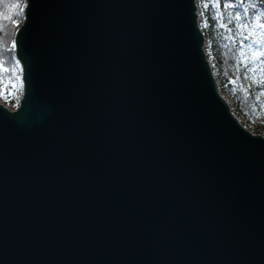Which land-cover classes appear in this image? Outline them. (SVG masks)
<instances>
[{
    "label": "water",
    "instance_id": "obj_1",
    "mask_svg": "<svg viewBox=\"0 0 264 264\" xmlns=\"http://www.w3.org/2000/svg\"><path fill=\"white\" fill-rule=\"evenodd\" d=\"M205 44L198 0H26L0 264H264V136Z\"/></svg>",
    "mask_w": 264,
    "mask_h": 264
},
{
    "label": "trees",
    "instance_id": "obj_2",
    "mask_svg": "<svg viewBox=\"0 0 264 264\" xmlns=\"http://www.w3.org/2000/svg\"><path fill=\"white\" fill-rule=\"evenodd\" d=\"M253 2L257 0H243L242 4L240 0H198V6L208 25L203 30L206 40L212 42L213 73L221 90L232 97L238 112L254 127L253 132L264 135V56H254L264 51V29L250 32L248 28L238 27L245 22L254 25ZM17 3L19 8H13ZM205 3L208 8L204 7ZM225 3L234 6L223 7ZM25 4L26 0H0V102L12 110L20 105L24 94L16 41ZM245 8H249L247 14ZM237 13L242 18L240 21L236 19Z\"/></svg>",
    "mask_w": 264,
    "mask_h": 264
},
{
    "label": "snow or ice",
    "instance_id": "obj_3",
    "mask_svg": "<svg viewBox=\"0 0 264 264\" xmlns=\"http://www.w3.org/2000/svg\"><path fill=\"white\" fill-rule=\"evenodd\" d=\"M240 3L242 4L243 0H240ZM233 6L234 5L229 4V3H225L223 5V7H233ZM12 7L13 8H19V3L12 5ZM204 7L208 8L209 7L208 3H205ZM251 8L255 12V15L253 17L254 22H255L254 25L252 23L245 22V23H242V24H238V27L248 28V30L250 32H254L255 29H257V28L264 29V23H261V20L264 19V3H260L257 0V2H253L251 4ZM257 9H260V10L258 11ZM244 12H245V14H247L249 12V8H245ZM15 14L18 15L19 13L17 12ZM236 19H237V21H240L242 19L239 13L236 14ZM13 23L17 24V26H18V22L17 21H13ZM207 26H208L207 23H205V27H207ZM15 46H16L15 42H13V47H15ZM254 56H264V51L255 53ZM18 63L19 62L17 61V64Z\"/></svg>",
    "mask_w": 264,
    "mask_h": 264
},
{
    "label": "rangeland",
    "instance_id": "obj_4",
    "mask_svg": "<svg viewBox=\"0 0 264 264\" xmlns=\"http://www.w3.org/2000/svg\"><path fill=\"white\" fill-rule=\"evenodd\" d=\"M200 23H201V26L204 28L205 21H204V17L203 16H201V18H200ZM205 51L207 53V57L209 58L208 60L210 61V63L212 64V67H213L214 66V60H213V54H212L213 48H212V42L211 41L206 40ZM217 80H218V78H217ZM222 92H223L224 96L228 99L230 107L234 111V113L237 115L238 119L242 122V124L245 126L246 129H248L249 131L253 132L252 129H254V127L252 125H250L248 122H246L247 121L246 118H244L238 112L232 97L229 94L224 93V91H222Z\"/></svg>",
    "mask_w": 264,
    "mask_h": 264
},
{
    "label": "bare ground",
    "instance_id": "obj_5",
    "mask_svg": "<svg viewBox=\"0 0 264 264\" xmlns=\"http://www.w3.org/2000/svg\"><path fill=\"white\" fill-rule=\"evenodd\" d=\"M198 11H199V17L201 18V14H200V9H199V6H198ZM201 24V23H200ZM202 27V26H201ZM202 29H203V27H202ZM204 31V30H203ZM206 52V51H205ZM206 55H207V53H206ZM209 59V58H208ZM212 65V64H211ZM212 69H213V67H212ZM253 134L254 135H259V134H256V133H254L253 132ZM264 136V135H263Z\"/></svg>",
    "mask_w": 264,
    "mask_h": 264
}]
</instances>
